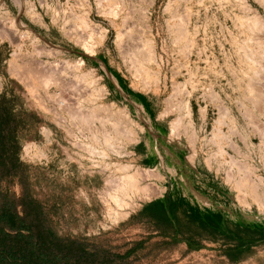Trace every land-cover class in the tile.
<instances>
[{
  "label": "rangeland",
  "instance_id": "1",
  "mask_svg": "<svg viewBox=\"0 0 264 264\" xmlns=\"http://www.w3.org/2000/svg\"><path fill=\"white\" fill-rule=\"evenodd\" d=\"M0 100L23 188L96 264H264L185 214L264 222V0H0Z\"/></svg>",
  "mask_w": 264,
  "mask_h": 264
},
{
  "label": "trees",
  "instance_id": "2",
  "mask_svg": "<svg viewBox=\"0 0 264 264\" xmlns=\"http://www.w3.org/2000/svg\"><path fill=\"white\" fill-rule=\"evenodd\" d=\"M18 123L17 115L3 102L0 105V183L15 178L21 188L18 197H15L0 185V264L98 263L100 256L96 258V255L89 254L82 245L57 237L45 224L42 206L23 188L22 164L18 158L19 145L16 139ZM177 208L173 201L164 199L149 203L143 212L148 217L154 218L153 213L162 217L173 230L172 241L180 242L177 239ZM188 211L185 214L193 221H201L206 228L234 243L225 250L233 258L264 244V222L240 218L232 228L225 223L221 214L205 212L202 215L193 209ZM182 242L190 250L202 248L190 240ZM141 245L136 244L127 255Z\"/></svg>",
  "mask_w": 264,
  "mask_h": 264
},
{
  "label": "bare ground",
  "instance_id": "3",
  "mask_svg": "<svg viewBox=\"0 0 264 264\" xmlns=\"http://www.w3.org/2000/svg\"><path fill=\"white\" fill-rule=\"evenodd\" d=\"M13 21V20H12ZM14 23H15V25L17 24V22L16 21H14ZM257 24V23H256ZM12 56H14V54L12 55ZM81 63V62H80ZM37 74V76H39L38 77V80H41V82L43 83V85H45V84H52L53 83V81L52 80H54L53 78H52V76H50V77H48V76H43V75H38V73H36ZM57 81V80H56ZM56 81H55V83H56ZM68 85V84H67Z\"/></svg>",
  "mask_w": 264,
  "mask_h": 264
},
{
  "label": "crops",
  "instance_id": "4",
  "mask_svg": "<svg viewBox=\"0 0 264 264\" xmlns=\"http://www.w3.org/2000/svg\"><path fill=\"white\" fill-rule=\"evenodd\" d=\"M157 134V133H156Z\"/></svg>",
  "mask_w": 264,
  "mask_h": 264
}]
</instances>
